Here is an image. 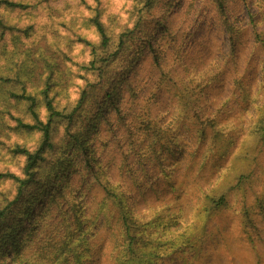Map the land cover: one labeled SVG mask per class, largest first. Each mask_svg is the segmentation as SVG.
I'll list each match as a JSON object with an SVG mask.
<instances>
[{
  "label": "rangeland",
  "instance_id": "374dc122",
  "mask_svg": "<svg viewBox=\"0 0 264 264\" xmlns=\"http://www.w3.org/2000/svg\"><path fill=\"white\" fill-rule=\"evenodd\" d=\"M18 1L32 7L8 12L9 22L34 29L19 49L10 40L0 51L4 53L0 74L7 79L0 80V208L17 194L18 182L6 174L26 178L27 158L15 148L35 151L43 139L42 132L19 126L18 119L33 123L34 118L29 101L17 95H35L39 115L46 121L42 91L47 78L58 109L74 106L84 89L89 93L72 124L63 120L52 131L54 149L45 153L36 182L29 188L30 194L40 197L17 207L18 213L34 214L24 222L35 231L27 256L40 260L39 264H93V260L117 264L124 239L119 210L103 209L100 181L105 182V172L109 181L127 192L148 241L158 237L156 218L161 208L167 228L163 233L179 223L178 191L170 188V180L177 182L185 224L194 223L203 237L192 246L170 235L174 245L159 264H264V136L250 137L264 119V0H227L228 16L236 27L234 45L214 0H157L152 8H144L141 0ZM97 13L113 35L142 16L144 27L154 34L152 44L158 54L157 60L139 31L117 62L108 66L109 76L124 80L118 100L121 111L111 108L100 118L99 102L106 93L103 85L88 84L93 75L85 69L101 43L93 25ZM6 61L11 62L9 67ZM166 75L171 90L161 87ZM198 83L196 111L203 119L216 118L226 131L224 139L233 141L231 153L223 158L224 166L231 168L229 179H219L214 164L223 151L220 142L214 151L206 143L196 153L191 145L198 125L195 111L189 107L186 117L180 113L178 93L185 85ZM173 119L183 125H175V133L185 132L182 142L189 144L179 166L167 150L174 147L171 139L164 140L165 148L160 142L156 147L145 131L140 132L145 120L165 127ZM88 146L90 151H85ZM92 157L99 162L95 172L87 167L86 159ZM206 157L199 184H194ZM240 175L243 182L237 186ZM206 192L216 199L226 193L228 205L215 207L207 202ZM53 194L58 201L51 202ZM70 248L79 250L80 258L70 255Z\"/></svg>",
  "mask_w": 264,
  "mask_h": 264
},
{
  "label": "trees",
  "instance_id": "16d2710c",
  "mask_svg": "<svg viewBox=\"0 0 264 264\" xmlns=\"http://www.w3.org/2000/svg\"><path fill=\"white\" fill-rule=\"evenodd\" d=\"M140 2L143 3L144 8H152L157 0H141ZM217 10L221 16L223 26L226 32L230 36L231 44L234 45L236 41V27L234 23L231 21L230 17L228 16V7H227V0H214ZM32 7V4L24 3L18 0H0V51L3 45L8 42L12 41L14 48L19 49L20 45H25L28 41V37H30L31 32L33 31L34 27L32 25L28 27H20L19 25H12L9 22V16L7 15L8 12L15 11L16 9L27 10ZM144 8H141V12ZM93 25L94 30L97 33L98 37L100 38V46L93 49V53H95L94 59L85 67L88 72H91L93 75L92 80V88L96 87V85L101 86L103 85L105 90V97L102 101H100V110L99 115L105 117L108 110L111 108H115L119 113L121 111L120 103L118 102L120 97V92L122 89L121 83H124L123 79H115V75L109 76L108 66L111 63L117 62L120 55L123 54L125 49L129 46L130 42L133 41L136 37L138 32L140 31L144 34V40H147L146 44L150 47L151 51L155 53V56L158 60V54L156 53L155 48H153V32L149 31V27L146 29L143 25L142 16L139 17L138 20H134V25L132 27H128L123 31L119 32L117 35H113L101 19V15L97 13L93 18ZM142 25V26H141ZM141 28H138L140 27ZM33 27V28H32ZM258 37V35H257ZM86 43H89L88 40H85ZM261 41V39H260ZM264 46V41H263ZM9 48H7L6 53H8ZM103 51V56L100 54ZM1 53L0 55H3ZM10 57H13L12 55ZM135 60V59H134ZM133 60V62H134ZM11 64L10 61H6V65L9 67ZM131 69L128 70L126 75L130 72ZM34 77H38L34 75ZM108 79V84L104 83L105 79ZM0 80L6 81L4 75L0 74ZM37 78L36 81H38ZM169 78L167 75L164 77L163 84L161 85L162 88H166L171 90L172 87L168 82ZM43 91L42 95L44 97V103L48 112V119L46 121L42 120L39 111H38V98L35 95H28V94H19L17 97L26 99L29 101V109L31 112L32 117L34 118L33 123H27L23 120L18 119L19 126L29 131H40L42 132L43 139L41 145L35 150H29L25 147L18 146L15 148V153L22 154L27 158V164L25 167L26 170V178H19L14 176V174H6V176L13 177L17 182V194L16 197L6 204L4 207L0 208V264H39L40 260H32L30 256L26 254V247H29L30 241L35 234L34 229L32 226L27 228L24 224L26 220L33 219V212L28 210L27 212H17V207L20 203L26 202L25 204L29 205L31 202L35 203L40 196L36 194H30V187L36 182V174L38 173V167L41 165L42 161L46 160L45 153L52 151L54 149V143L52 142V131L55 128L56 124H59L63 120H66L68 125H71L74 121L76 113L85 105V102L89 96L88 90L84 89L81 92V96L79 97L77 103L74 106L67 105L63 109H58L55 105V97L51 95L52 92V82L50 78H47L46 81L43 82ZM201 83H198L195 86H188L185 85L181 88L182 93H178L177 97L180 107V113H182V117H186L185 112L188 111L189 107H192L195 111L194 113V121L198 123L197 128L193 130V138L192 146H195L196 153L207 143L209 150L214 151L217 144L220 142V148L223 150L219 153V156H216V160L214 161L216 171L220 173V177H225L229 179L232 176L231 168L225 167L223 158L226 157L232 151V147L230 144L233 143L232 139H224L227 136L225 133V129L219 127L220 123L216 118L207 117V119H203L201 114L196 111V103H197V89L200 87ZM131 89H133L131 85ZM134 91V90H132ZM144 129H141L140 132L145 131L146 137L148 141L151 142L152 145L157 147V143L160 142L162 148H165L167 145L164 142L165 139L169 138L173 141L174 147L168 146V151L175 155V162L174 164L179 166L182 162L181 158L184 157L183 155L187 151L188 142L184 144L182 141L184 139L185 132L180 134L179 132L175 133V125L177 127L182 128L183 125L180 123L179 119H173V121L168 124L167 126H160L157 123L148 122L147 120L144 121ZM210 129V134L207 129ZM192 131V129H191ZM258 133L259 137L264 136V119L261 120L260 125L255 130V132L251 133L250 137L252 138L254 134ZM255 134V135H256ZM249 141L245 143V149L247 148ZM202 145V146H201ZM153 147L154 153H157V148ZM85 151H90L88 146L85 147ZM195 153V152H194ZM160 163L162 165L163 161L160 159ZM208 158L206 157L205 160L200 164L197 176L194 179V184H199V177L201 175V170L205 166ZM87 167L91 171H97V166L99 162L95 157L91 159L87 158ZM194 163L189 161L188 166L192 168ZM163 167V166H162ZM106 173L104 172V179L105 182H101L105 192V198L103 203V209L108 211L111 207H116L120 213V223L122 228V238L124 242L121 244L123 246V250L117 259V264H159L164 261L163 259L169 253L170 249L173 247L174 242L169 237L172 234H176L179 241L182 244H191L194 246V241L202 239V235L198 234L196 228H193L194 223H190L186 225L187 217L183 214L182 204L180 202L181 193L179 191L177 182L175 180H170V188L172 191H178V196L176 198L177 203L179 202V206L181 207L178 214L179 220L176 224V229H170V232H165L166 227L164 226V218L163 212L164 209H160L157 212L156 224L157 227V235L158 237L156 240L148 241V238L145 237L144 232L146 231L144 226L137 221V217L135 215V210L132 207V204L129 201V196L127 192L122 189L121 184L119 183H112L109 179L106 178ZM5 176V174H3ZM135 177V176H134ZM137 178V177H136ZM135 178V179H136ZM218 179V180H219ZM139 181L136 179L135 184ZM243 182V176H239L237 181V186H239ZM55 183V181H54ZM51 184L53 182L51 181ZM66 186L69 185L68 182L65 184ZM220 187V186H219ZM221 188V187H220ZM62 188L60 189V191ZM224 193V192H223ZM51 194V193H50ZM49 195V194H48ZM206 197L207 202H211L214 204L215 207H221L223 205H228V197L227 194L224 193L223 195L219 196L216 199L211 194L207 195V192L204 194ZM42 197V196H41ZM58 201V197L55 194L51 197V202ZM181 204V205H180ZM167 207V206H164ZM169 211V209H168ZM164 217V216H163ZM14 219V220H13ZM194 220V215L192 217ZM191 220V221H192ZM33 223V222H32ZM31 223V224H32ZM185 224V225H184ZM156 236V232L154 233ZM167 237V239H166ZM31 249V248H29ZM70 255H74L80 258L79 250L76 248H70L69 250ZM78 254V255H77ZM41 255V254H40ZM99 257V255H97ZM99 259V258H98ZM80 262V261H79ZM93 264H96L95 260H93Z\"/></svg>",
  "mask_w": 264,
  "mask_h": 264
}]
</instances>
